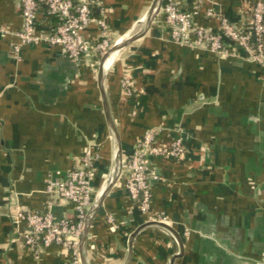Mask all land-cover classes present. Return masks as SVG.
I'll use <instances>...</instances> for the list:
<instances>
[{
  "label": "crops",
  "instance_id": "obj_1",
  "mask_svg": "<svg viewBox=\"0 0 264 264\" xmlns=\"http://www.w3.org/2000/svg\"><path fill=\"white\" fill-rule=\"evenodd\" d=\"M103 1L105 12L96 6L84 31L93 43L101 39L100 18L113 42L139 33L154 0ZM193 2L180 0L183 8ZM250 7V0H204L194 21L217 30L224 15L242 25ZM210 8L215 16L207 14ZM37 22L48 33L57 18L42 5ZM22 24L21 0H0V264H74L56 244L36 258L13 213L16 204L43 211L47 180L76 166L90 145L101 154L94 187L99 192L107 185L117 143L99 85L102 55L76 61L46 43L25 45L17 55ZM169 34L160 11L142 36L113 54L103 85L123 162L149 128L165 144L180 135L187 154L152 159L159 178L151 181L149 213L118 177L92 220L81 264H264V69L243 51L217 58ZM126 73L130 96L121 86ZM54 211L74 214L67 201ZM159 215L173 230L155 223Z\"/></svg>",
  "mask_w": 264,
  "mask_h": 264
},
{
  "label": "built area",
  "instance_id": "obj_2",
  "mask_svg": "<svg viewBox=\"0 0 264 264\" xmlns=\"http://www.w3.org/2000/svg\"><path fill=\"white\" fill-rule=\"evenodd\" d=\"M195 5L183 8L180 0H162L161 11L169 28L170 38L176 43L190 48H204L217 58L244 57L261 65L264 69V0H250L249 21L238 25L226 16H219L217 30L196 24L195 8L204 0H193ZM23 24L16 35L19 41L14 44L18 55L25 45L46 43L60 45L68 56L76 61L85 55H103L114 43L111 40L106 21L98 20L101 39L96 43L84 36V31L93 20V6L100 13L105 12L103 0H21ZM48 16H55L57 23L48 33L37 25L41 6ZM208 15L215 16L213 8ZM5 31L1 29V32ZM121 86L130 96L133 93L132 77L123 75ZM187 154L184 139L177 135L169 144L159 142L157 129L149 128L137 141L126 162H123L120 175H123L125 188L142 212L152 210V180L159 178L152 166L155 157L180 159ZM100 150L87 146L80 161L65 173L58 172L47 180L45 193L47 199L43 211H31L15 205L13 218L18 224L25 225L21 235L27 248L39 258L50 246L56 244L68 252L74 264H81L80 241L88 211L98 193L94 187L95 170L100 160ZM125 169V173L123 170ZM60 201L72 204V216L59 217L54 208ZM154 220L166 222L165 215ZM109 220H113L109 216Z\"/></svg>",
  "mask_w": 264,
  "mask_h": 264
},
{
  "label": "water",
  "instance_id": "obj_3",
  "mask_svg": "<svg viewBox=\"0 0 264 264\" xmlns=\"http://www.w3.org/2000/svg\"><path fill=\"white\" fill-rule=\"evenodd\" d=\"M162 7V0H154L153 4L151 6V9L148 13V15L145 18V26L144 28L137 34L127 38V39H122L121 41H117L114 43L101 57L100 63H99V73H98V79H99V85L102 93V98H103V106H104V111H105V116L107 123L113 132L114 139L117 143V151L115 154V166L113 167L111 176L109 178V181L107 185L97 193L89 211L87 214V218L85 221V225L82 231L81 235V241H80V249H81V261L84 263V245L87 239V235L92 223L93 218L95 217L96 213L99 211L105 197L107 196L108 192L111 190L112 186L116 183L118 180V177L120 176V172L122 170V165H123V157H122V147H121V138L119 131L117 129V126L115 124L110 105L107 99V95L105 92V88L103 85V79H104V68H105V63L109 59L110 56H112L114 53L128 45L130 42L133 40L139 38L142 36L151 26L153 20L157 17V15L160 13ZM155 223L167 226L171 230H173L169 225H167L165 222L161 221H155ZM140 228H138L139 230ZM137 232V231H136ZM136 232L132 235V237L135 236ZM175 232V231H174ZM179 242L182 243L181 237L176 233Z\"/></svg>",
  "mask_w": 264,
  "mask_h": 264
},
{
  "label": "bare ground",
  "instance_id": "obj_4",
  "mask_svg": "<svg viewBox=\"0 0 264 264\" xmlns=\"http://www.w3.org/2000/svg\"><path fill=\"white\" fill-rule=\"evenodd\" d=\"M113 61V55L109 57V59L105 63V68L110 67L111 63Z\"/></svg>",
  "mask_w": 264,
  "mask_h": 264
},
{
  "label": "trees",
  "instance_id": "obj_5",
  "mask_svg": "<svg viewBox=\"0 0 264 264\" xmlns=\"http://www.w3.org/2000/svg\"><path fill=\"white\" fill-rule=\"evenodd\" d=\"M95 7H96V6H93V16L96 15V14H95V11H96V13H97V10H95ZM97 16H98V14H97Z\"/></svg>",
  "mask_w": 264,
  "mask_h": 264
}]
</instances>
